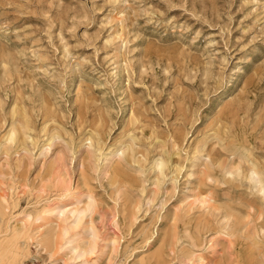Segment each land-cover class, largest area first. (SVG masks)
Instances as JSON below:
<instances>
[{
    "label": "rangeland",
    "instance_id": "rangeland-1",
    "mask_svg": "<svg viewBox=\"0 0 264 264\" xmlns=\"http://www.w3.org/2000/svg\"><path fill=\"white\" fill-rule=\"evenodd\" d=\"M256 263L264 0H0V264Z\"/></svg>",
    "mask_w": 264,
    "mask_h": 264
},
{
    "label": "bare ground",
    "instance_id": "bare-ground-1",
    "mask_svg": "<svg viewBox=\"0 0 264 264\" xmlns=\"http://www.w3.org/2000/svg\"><path fill=\"white\" fill-rule=\"evenodd\" d=\"M75 89H80V87H81V84L79 83V82H76L75 84ZM222 96H225V94L224 93H222L221 94ZM14 134H15V129H12V132H11V138H13V136H14ZM232 139V138H231ZM237 142V141H236ZM238 144H239V142H238ZM170 152V151H169ZM89 153H90V155H91V152L89 151ZM168 154H170V153H168ZM90 155H89V158H90ZM131 158H130V157ZM208 156V155H207ZM81 159H82V157H81ZM197 159V158H196ZM200 157H198V160L200 161ZM23 160H24V157L22 156L21 158L19 157V159H18V161H20L19 163L22 165L23 163ZM66 159H65V156H63V155H61V156H58L57 157V159L55 160V161H52L51 162V164H50V166H49V168L47 169V172L48 173H50V174H52V175H61V173H62V164H63V162L65 161ZM86 160V159H85ZM197 160V161H198ZM105 161H106V164H105V172L107 173V175H123L124 174V166H133L134 164L133 163H138L139 162V158H138V156H136V150H135V148H133V147H131V149H130V155H126L125 154V152L124 151H120V150H118L117 152H112V154L109 156V157H107V158H105ZM170 161H172L171 162V165H170ZM174 160L172 159V157L169 155L168 156V158L167 159H165V158H161V160L160 159H158V160H156L155 162H154V164H153V171H154V173H158L157 175H159V174H161V175H167L168 173L167 172H164L163 171V168H165V165H167V167H168V169H170V171L171 172H173V168H174V162H173ZM196 161V160H195ZM202 161V160H201ZM67 162V161H66ZM66 162H64L65 163V165H63V167L64 166H66ZM81 164L83 165V162H81ZM197 164V163H196ZM198 164L200 165H202V162H198ZM90 166V165H89ZM173 167V168H172ZM223 167H225V166H223ZM254 167H255V165H254ZM252 168V167H251ZM159 169V170H158ZM84 170V169H83ZM203 171H205V170H203ZM251 171H252V175H259V172L256 170V169H254V168H252L251 169ZM85 172V171H84ZM83 173V172H82ZM105 173V174H106ZM213 176V175H212ZM115 179H116V176L114 177ZM111 179L110 181H111V183H115L116 182V180L115 179ZM213 179V178H212ZM118 182V181H117ZM121 188V187H120ZM119 188V189H120ZM71 193H69V195H70ZM87 194V193H86ZM68 195V194H67ZM92 195H88V196H86V195H84L82 198H80V201L83 203V202H85L84 200H85V198L86 197H89V198H91L92 199V197H91ZM208 200L207 199H204L203 200V202L204 203H206ZM80 204V203H79ZM90 204V202H87L86 204H84V205H82V206H72V207H70V209L68 210L67 208L68 207H64V208H61L59 205H56V206H54L53 208H51V210H49L50 211V214L51 215H58V218L60 219V220H66L67 218H69V215H67V212L69 211V213H71L72 214V216L74 217V220H75V222L76 221H79V220H81L84 216H85V214L87 213L86 211L88 210V208H89V205ZM68 210V211H67ZM240 229H242V228H240ZM94 233H95V230H94ZM149 240V239H148ZM72 241L73 240H68V243L70 244V243H72ZM79 244L77 243L76 244V246L74 247V249L78 246ZM73 246H74V244H73ZM72 246V247H73ZM79 247V246H78ZM73 249V248H72ZM197 258L196 259H192V263H195L196 262V260H197V262L196 263H199V262H201V260L203 259L202 258V256L201 255H199V256H196ZM10 258V257H9ZM12 258V257H11ZM190 260V259H189ZM257 264V263H256Z\"/></svg>",
    "mask_w": 264,
    "mask_h": 264
}]
</instances>
